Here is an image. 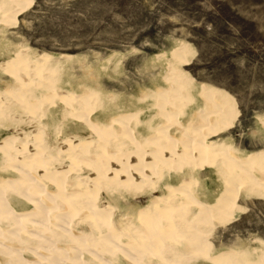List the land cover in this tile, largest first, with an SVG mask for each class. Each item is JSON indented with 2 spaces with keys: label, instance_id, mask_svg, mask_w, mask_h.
Instances as JSON below:
<instances>
[{
  "label": "bare ground",
  "instance_id": "bare-ground-1",
  "mask_svg": "<svg viewBox=\"0 0 264 264\" xmlns=\"http://www.w3.org/2000/svg\"><path fill=\"white\" fill-rule=\"evenodd\" d=\"M32 3L0 0L1 28ZM191 52L176 45L164 83L127 105L115 94L98 100L88 85L61 90L48 53L21 50L0 66L13 77L0 89V264H264V241L214 251L202 236L237 215L242 196L264 194V149L247 153L220 138L235 103L208 84L192 88L180 67ZM57 100L89 133L68 135L55 118L50 150L41 117ZM16 105L25 113L15 116ZM10 123L16 131L4 132ZM104 184L136 200L98 204Z\"/></svg>",
  "mask_w": 264,
  "mask_h": 264
},
{
  "label": "rangeland",
  "instance_id": "rangeland-1",
  "mask_svg": "<svg viewBox=\"0 0 264 264\" xmlns=\"http://www.w3.org/2000/svg\"><path fill=\"white\" fill-rule=\"evenodd\" d=\"M0 29V66L21 50L32 57L48 53L56 60L51 73L58 88L88 85L97 88L98 100L115 94L120 105L130 103L140 89L163 84L171 50L187 43L191 56L180 67L192 88L208 84L235 103V122L220 138L243 152L264 149L258 120L264 117V0H33L16 24ZM12 79L0 67V89ZM34 94L40 96V90ZM20 106L15 116L25 113ZM43 112L42 121L51 125L44 134L50 150L55 118L65 121L68 135L88 136V128L70 116L65 103L44 104ZM5 127L4 132L16 131L13 123ZM101 188L98 204L114 200L124 208L136 200L130 192L121 198L116 186ZM141 197L145 203L148 196ZM238 202L237 215L203 232L212 250L256 247L264 241V194L242 196Z\"/></svg>",
  "mask_w": 264,
  "mask_h": 264
}]
</instances>
